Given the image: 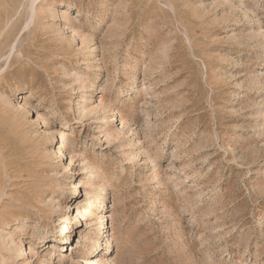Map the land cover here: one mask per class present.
Masks as SVG:
<instances>
[{
	"label": "rangeland",
	"instance_id": "obj_1",
	"mask_svg": "<svg viewBox=\"0 0 264 264\" xmlns=\"http://www.w3.org/2000/svg\"><path fill=\"white\" fill-rule=\"evenodd\" d=\"M107 258L264 264V0H0V264Z\"/></svg>",
	"mask_w": 264,
	"mask_h": 264
},
{
	"label": "bare ground",
	"instance_id": "obj_2",
	"mask_svg": "<svg viewBox=\"0 0 264 264\" xmlns=\"http://www.w3.org/2000/svg\"><path fill=\"white\" fill-rule=\"evenodd\" d=\"M23 99H26V96H23ZM24 106H26V104L24 103L23 104ZM36 113V118H35V120H34V123L35 124H44L45 126H46V124H45V118H43V116H42V114L39 112V111H36L35 112ZM38 124V125H39ZM50 134L52 135V138H53V142L55 141V138H56V132L55 131H53V130H50ZM82 190H81V187H80V185L79 184H74L73 185V189L72 190H70L68 193L72 196L73 194H77L78 193V195H79V193L81 192ZM72 209H74V212L76 211V203H75V205L73 206V208ZM68 210L69 209H67L66 211L68 212ZM102 224H101V227H99L98 228V231L96 232V234H97V237L98 238H101V237H103L104 235H105V227L103 228L102 226H103V224H105L106 223V217H105V215H102ZM73 221H72V219H71V217H70V214L68 215V216H66V220H65V222H63L58 228H57V235L53 238V239H55V241L56 242H62L61 241V239L60 240H57V238H59L60 237V229L61 230H63V229H68V228H70V230L68 231V233H67V235L71 232V230L73 229ZM5 234V233H4ZM103 234V235H102ZM54 241V242H55ZM66 241V240H65ZM8 242H12V241H8ZM8 244H10V243H8ZM12 246V245H11ZM11 246L9 247V248H7V251L8 252H14L15 254V256L16 257H23V256H25V255H27V251L25 250V249H21V250H14L15 248H11ZM54 247H56V246H54ZM110 247H111V245H110ZM107 261H109V264H116V260H113V259H111V258H107ZM27 262V261H26ZM24 263V262H23ZM26 264V263H25Z\"/></svg>",
	"mask_w": 264,
	"mask_h": 264
}]
</instances>
